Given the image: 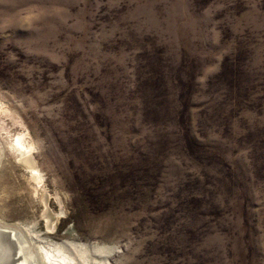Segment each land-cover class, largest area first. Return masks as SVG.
Segmentation results:
<instances>
[{
    "label": "rangeland",
    "instance_id": "rangeland-1",
    "mask_svg": "<svg viewBox=\"0 0 264 264\" xmlns=\"http://www.w3.org/2000/svg\"><path fill=\"white\" fill-rule=\"evenodd\" d=\"M2 224L27 257L264 264V0H0Z\"/></svg>",
    "mask_w": 264,
    "mask_h": 264
},
{
    "label": "bare ground",
    "instance_id": "bare-ground-1",
    "mask_svg": "<svg viewBox=\"0 0 264 264\" xmlns=\"http://www.w3.org/2000/svg\"><path fill=\"white\" fill-rule=\"evenodd\" d=\"M11 146L17 152H19V154H22V160L24 162H26L27 165L30 166L31 169L33 168L32 169L33 171L32 170L31 171H32V174H34V167L31 166L28 155H27L29 153V151L31 150V148L29 145L25 144V140H23L22 136L19 135L15 139H13ZM48 213L45 214V216H46L47 221H48L47 223L50 225L51 224L50 223L51 222L50 221L51 216L48 215ZM4 225H6V224H4ZM4 225L2 224V226H4ZM8 231H10V229L6 228L5 226L0 228V264H27V263H29L28 261L30 259H32V258H34V260L36 259L35 258L36 254H38V256H40V264H98V262H94V261L87 263L88 258H86V256L84 257V255L82 254V250L80 248L72 246V247H70V249H73L74 251L68 250L66 248L67 242H65V243L63 242L62 244H59L58 242L48 240L47 238H44V237L39 238L40 234H36L37 235L36 237H38L41 242L43 241L42 245H40V244L36 245L37 248L35 247L34 252H36V250H37V253H34V254L31 253V252H33V249H32L33 247L29 248V251H31V252H30V254H28V257H27L26 255L21 254V253H23L22 252L23 248L21 249V246H19L17 244V242L13 240V238L11 236L12 235L11 232H8ZM32 235H34V233ZM32 235H31V238L29 237L30 240L36 239V241H37L38 238H36ZM15 236L17 237V235H15ZM19 237H21V236L19 235ZM18 240H19V238H18ZM62 241H64V240H62ZM21 243H23V242H21ZM25 243L28 244L27 241ZM23 250H25V249H23ZM90 250H92V249H90ZM98 251H99V253H101L100 250H97V254H98ZM93 260H95V259H93ZM30 264H32V263H30Z\"/></svg>",
    "mask_w": 264,
    "mask_h": 264
}]
</instances>
